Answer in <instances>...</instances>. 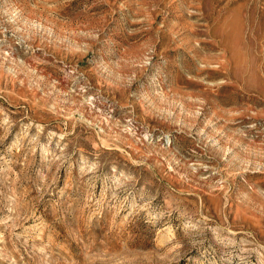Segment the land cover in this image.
Here are the masks:
<instances>
[{
    "label": "rangeland",
    "instance_id": "374dc122",
    "mask_svg": "<svg viewBox=\"0 0 264 264\" xmlns=\"http://www.w3.org/2000/svg\"><path fill=\"white\" fill-rule=\"evenodd\" d=\"M0 264H264V0H0Z\"/></svg>",
    "mask_w": 264,
    "mask_h": 264
}]
</instances>
